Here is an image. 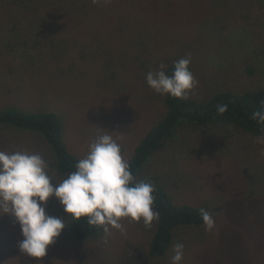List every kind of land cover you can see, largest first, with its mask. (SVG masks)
I'll use <instances>...</instances> for the list:
<instances>
[{
  "label": "rangeland",
  "instance_id": "rangeland-1",
  "mask_svg": "<svg viewBox=\"0 0 264 264\" xmlns=\"http://www.w3.org/2000/svg\"><path fill=\"white\" fill-rule=\"evenodd\" d=\"M191 53L207 100L222 87L264 82V4L260 0H0V109L54 111L69 150L84 158L98 136L112 135L126 161L166 112L146 75ZM167 69V68H166ZM259 136H264L262 133ZM231 125L182 130L141 170L139 180L164 186L179 203L207 209L205 225L177 232L181 264H264V143ZM0 151L39 153L56 181L49 144L37 133L0 125ZM46 214L66 223L47 256L20 253L15 217H0V264H171L149 255L151 228L122 218L126 236L103 228L76 241L72 218L52 197Z\"/></svg>",
  "mask_w": 264,
  "mask_h": 264
},
{
  "label": "clouds",
  "instance_id": "clouds-1",
  "mask_svg": "<svg viewBox=\"0 0 264 264\" xmlns=\"http://www.w3.org/2000/svg\"><path fill=\"white\" fill-rule=\"evenodd\" d=\"M111 2L92 0L93 4ZM190 63L191 53L174 62L171 74L166 72L167 65L160 63L157 70L147 73L146 83L161 96L187 101L198 85L189 70ZM227 110V105L217 106L219 114ZM252 119L264 125V101ZM255 142L264 143V136L256 137ZM154 192L151 183L135 180L121 145L107 131L89 144L87 155L77 161L75 171L60 181L55 180L41 154L0 151V217H15L24 237L18 249L30 258L46 257L49 246L66 227L61 218L46 214L50 198L55 197L74 221L87 218L90 226L102 227L105 237L111 228L126 236L122 218L130 223L142 221L146 228L159 219V212L154 210ZM199 212L206 231L211 232L215 227L212 215L204 208ZM184 248L183 243L173 245L171 264H181Z\"/></svg>",
  "mask_w": 264,
  "mask_h": 264
},
{
  "label": "trees",
  "instance_id": "trees-1",
  "mask_svg": "<svg viewBox=\"0 0 264 264\" xmlns=\"http://www.w3.org/2000/svg\"><path fill=\"white\" fill-rule=\"evenodd\" d=\"M264 4V0H260ZM176 58L167 67L171 74ZM192 72V66L189 65ZM187 101L164 96L166 112L146 133L135 147L129 159L131 172L136 181L143 167L162 149L176 143L182 130H201L210 125H231L238 130L259 136L264 133V125L252 119L253 113L261 110L264 101V82L255 87H222L207 100H198L189 94ZM227 105L228 110L219 114L217 106ZM0 125H9L39 134L50 146L56 158L57 170L66 175L75 171L79 156L73 154L63 137L62 118L54 111L26 110L16 105L0 109ZM177 140V141H176ZM176 141V142H175ZM154 186V185H153ZM154 210L159 212L156 227L149 241L151 258H163L170 251L177 232L186 227L204 225L199 210L203 207L176 202L164 186H154ZM205 209V208H204ZM72 236L76 241H84L99 234L102 227L90 226L87 218L72 219Z\"/></svg>",
  "mask_w": 264,
  "mask_h": 264
}]
</instances>
